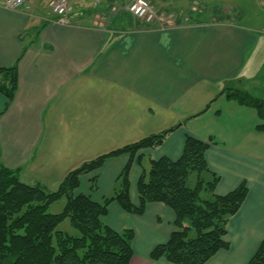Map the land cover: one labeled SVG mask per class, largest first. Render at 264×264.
<instances>
[{"label": "crops", "instance_id": "crops-1", "mask_svg": "<svg viewBox=\"0 0 264 264\" xmlns=\"http://www.w3.org/2000/svg\"><path fill=\"white\" fill-rule=\"evenodd\" d=\"M48 2L32 0L19 11L0 5V68L17 64L19 76L9 106L0 92L1 162L19 169L25 184L55 191L84 164L174 129L132 162L130 197L138 206L137 185L153 161L180 159L188 136L214 140L205 158L221 178L215 193L224 196L246 183L248 195L228 223L229 248L206 264H248L264 240V153L252 145L264 131L256 128L255 109L227 95L258 79L261 37L234 21L191 23L179 16L163 28L136 27L120 11L128 0L99 6L74 0L71 23L63 25L49 14ZM152 6L170 13L153 0ZM200 121L204 133L190 127ZM130 162L128 154L108 159L81 177L76 193L101 202ZM174 222V211L162 203L148 204L139 216L113 202L103 218L117 232L133 230L131 264H173L154 261L151 253L169 241Z\"/></svg>", "mask_w": 264, "mask_h": 264}, {"label": "trees", "instance_id": "trees-1", "mask_svg": "<svg viewBox=\"0 0 264 264\" xmlns=\"http://www.w3.org/2000/svg\"><path fill=\"white\" fill-rule=\"evenodd\" d=\"M0 74L4 80L0 92L9 106L19 87L17 64L0 68ZM227 97L255 109L260 119L256 128L264 131V99L238 88L230 89ZM172 131L142 139L84 164L55 191L25 184L19 169L6 167L0 158V264H131L133 230L117 232L103 223L113 202L127 213L139 216L145 214L150 203H162L174 211V231L168 242L154 248V261L206 264L220 250L229 248L225 241L228 223L244 204L248 188L242 183L227 195L215 193L221 178L209 169L205 158L214 140L207 143L188 136L180 159L163 157L153 161L137 185L139 205L131 201L129 175L133 160L141 150L161 146ZM124 154L131 156V162L121 173L119 186L112 195L96 202L88 195L76 193L82 176ZM97 178L92 179L93 189ZM61 199H66L63 211L49 213L50 206ZM66 220L78 235L59 229ZM248 264H264V240Z\"/></svg>", "mask_w": 264, "mask_h": 264}, {"label": "rangeland", "instance_id": "rangeland-1", "mask_svg": "<svg viewBox=\"0 0 264 264\" xmlns=\"http://www.w3.org/2000/svg\"><path fill=\"white\" fill-rule=\"evenodd\" d=\"M134 1L128 0V3L122 6L120 11L133 19L135 26L138 27L142 22L129 11V6ZM149 2H151L152 6V0H149ZM153 3L159 8H164V13L170 12L169 14H163L152 6L158 17L157 22L162 24L159 26L156 23L153 27L162 28L163 26H168L167 23H164L166 20L176 22L179 16L185 22L189 21L191 23L198 22V20L234 21L237 24L254 30L261 37V45L257 52L259 57L256 59L259 62L256 69L261 67V63H264V0H153ZM117 14H119V10L114 12V15ZM261 69L263 70L260 72L258 79L254 80L255 82L247 84L246 88L238 87V89H242L243 91L251 93L253 96L264 99V64ZM259 123L260 120L258 119ZM190 127L199 131V133H204V123L201 121L191 123ZM217 130L223 131L220 122L217 124ZM260 136L263 137H258L256 140L257 144L253 143L252 145H257L256 149L259 150V153H264V150L259 148V146H263L264 144V135ZM65 204L66 199H61L59 202L51 205L48 212L59 214L63 211ZM59 229L70 235H78V232L72 227L69 220L63 222L59 226Z\"/></svg>", "mask_w": 264, "mask_h": 264}, {"label": "built area", "instance_id": "built-area-1", "mask_svg": "<svg viewBox=\"0 0 264 264\" xmlns=\"http://www.w3.org/2000/svg\"><path fill=\"white\" fill-rule=\"evenodd\" d=\"M31 1L32 0H0V5L12 11H19L29 8ZM72 1L73 0H50L48 3L50 15L57 18L56 20L58 23L68 25L70 23ZM103 1L104 0H95L97 5H100ZM129 11L141 22H144L148 25L153 26L156 23H158L159 26L162 25L157 22L158 17L156 15V11L151 6L149 0H135L130 4ZM164 23L169 24L167 20Z\"/></svg>", "mask_w": 264, "mask_h": 264}]
</instances>
